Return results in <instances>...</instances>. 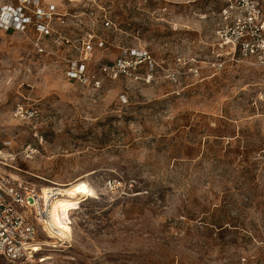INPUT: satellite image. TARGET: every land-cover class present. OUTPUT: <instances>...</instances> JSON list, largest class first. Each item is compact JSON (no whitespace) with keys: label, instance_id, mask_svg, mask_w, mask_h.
<instances>
[{"label":"rangeland","instance_id":"1","mask_svg":"<svg viewBox=\"0 0 264 264\" xmlns=\"http://www.w3.org/2000/svg\"><path fill=\"white\" fill-rule=\"evenodd\" d=\"M223 7L42 0L24 8L26 28H0V149L20 177L62 194L59 237L40 238L62 246L0 264H264L260 74L214 46ZM38 8L53 12L43 32ZM89 40L99 88L67 73ZM120 57L133 73L99 74Z\"/></svg>","mask_w":264,"mask_h":264},{"label":"built area","instance_id":"2","mask_svg":"<svg viewBox=\"0 0 264 264\" xmlns=\"http://www.w3.org/2000/svg\"><path fill=\"white\" fill-rule=\"evenodd\" d=\"M224 7L220 11L218 24L213 31V43L221 57L256 67L260 77L256 85L253 104L264 111V9L261 0H222ZM42 0H20L21 6H7L0 11V28H26L31 17L24 10L30 5L40 6ZM37 30L46 31L47 18L53 12L38 8ZM110 24V22H106ZM104 43L101 42V46ZM94 50L89 40L84 44V55L72 60L68 65V77L84 84H93L99 88L101 79L90 72L86 62ZM133 55H137L136 53ZM99 74L108 78H117L121 73H133L136 63L124 57L113 63H98ZM19 108V112H23ZM32 111L31 116H37ZM16 155L0 149V255L9 261H32L35 246L41 243V236L47 235L50 226L51 209L61 197L58 186L42 188L16 174Z\"/></svg>","mask_w":264,"mask_h":264},{"label":"bare ground","instance_id":"3","mask_svg":"<svg viewBox=\"0 0 264 264\" xmlns=\"http://www.w3.org/2000/svg\"><path fill=\"white\" fill-rule=\"evenodd\" d=\"M53 207V206H52ZM50 226L49 228H51L50 230L53 231L52 233L59 237V232L56 231V225H55V222H54V218H53V213L50 215ZM41 246H53V247H58V246H62L61 244V241H58V240H42L41 243H37L36 246H35V250L38 252V251H41L43 250V247ZM50 258V256H45L42 260L39 259L38 262H42V261H45L46 259Z\"/></svg>","mask_w":264,"mask_h":264}]
</instances>
